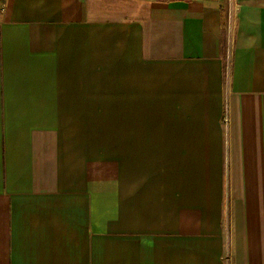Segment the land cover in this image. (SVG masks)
Wrapping results in <instances>:
<instances>
[{
	"label": "crops",
	"instance_id": "0c3cea01",
	"mask_svg": "<svg viewBox=\"0 0 264 264\" xmlns=\"http://www.w3.org/2000/svg\"><path fill=\"white\" fill-rule=\"evenodd\" d=\"M0 264H264V0H8Z\"/></svg>",
	"mask_w": 264,
	"mask_h": 264
},
{
	"label": "built area",
	"instance_id": "2783aa9c",
	"mask_svg": "<svg viewBox=\"0 0 264 264\" xmlns=\"http://www.w3.org/2000/svg\"><path fill=\"white\" fill-rule=\"evenodd\" d=\"M8 0H0V14H3L6 10Z\"/></svg>",
	"mask_w": 264,
	"mask_h": 264
}]
</instances>
